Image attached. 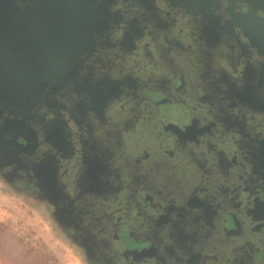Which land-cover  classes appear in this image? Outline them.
<instances>
[{
    "label": "water",
    "instance_id": "95a60500",
    "mask_svg": "<svg viewBox=\"0 0 264 264\" xmlns=\"http://www.w3.org/2000/svg\"><path fill=\"white\" fill-rule=\"evenodd\" d=\"M158 16L183 49L149 33ZM94 54L126 76L112 92L98 84L77 94ZM204 56L211 69L202 82ZM62 88L73 91L61 96L71 115H80L70 103L79 108L81 95L83 107L112 121L111 134L96 136L115 140L101 155L105 186L89 195L120 263L264 264V0H9L0 15V118L27 124ZM141 154L159 165L146 159L150 170L138 179L129 170ZM146 229L162 239L157 251L136 241Z\"/></svg>",
    "mask_w": 264,
    "mask_h": 264
},
{
    "label": "flooded vegetation",
    "instance_id": "af4514ba",
    "mask_svg": "<svg viewBox=\"0 0 264 264\" xmlns=\"http://www.w3.org/2000/svg\"><path fill=\"white\" fill-rule=\"evenodd\" d=\"M8 6L9 0L6 2L0 0V15ZM176 10L179 13L182 9ZM182 14L184 12H181ZM188 15V20H191V12ZM203 18L208 20L207 15H200L199 21H205ZM134 28V31L138 33L137 26ZM148 28L149 33L158 30L160 34L167 35L170 32L166 20L159 16L152 25L150 23ZM166 37L170 39L167 41L168 44L184 48L179 39V33ZM159 44H165L164 40ZM226 46L228 53L236 54L237 49L229 44ZM96 53L99 54V52ZM198 62L197 71H200L201 80L205 82L209 78L211 68L205 56ZM90 68L91 71H88ZM80 71L77 78L81 80L78 83L81 88L76 92L86 95L93 94L92 87L98 84L104 91L112 92L115 89V81L126 76L124 75L126 72L123 73L116 64L103 65L96 54L85 59V67L83 66ZM69 92L73 91L62 88L46 94L44 104L33 110L34 118L27 124L14 120V117L0 118V178L20 193L28 191L49 202L53 207L55 218L68 230H65L66 234L81 242L88 249L89 255L94 256L96 261L93 264H122L111 252V239L106 229L107 223L104 221L105 214L101 209L96 208L98 206L96 200L89 195L92 189H103L105 186V184L100 186L97 182V176L102 170L104 171L105 167L101 155L104 145L108 147L115 140L96 136L105 132L108 135L111 134L112 121L104 115L103 109L101 111L97 107L90 108L92 104L83 107L81 98H84L81 95L79 98L77 96L79 108L74 101L70 103L72 109L81 113L71 115L67 112L65 102L61 98ZM68 99L71 100L69 95ZM37 111L44 116L41 118L36 115ZM62 112L68 115L62 117L60 115ZM97 112L101 114L98 115ZM69 121L72 127L67 124ZM106 123L108 128L104 127ZM146 159L147 154H141L133 159L135 162L131 165L129 172L134 173L138 179H141L140 176L147 177L144 174L148 168L150 170L149 163L154 165V168L159 165V161L155 158L147 159L149 163ZM219 165L220 168L225 167L223 161ZM157 176L158 174L152 175L151 182ZM261 192L264 193V190ZM140 238L136 241L142 242L152 251L162 247V239L155 230H144L140 233Z\"/></svg>",
    "mask_w": 264,
    "mask_h": 264
},
{
    "label": "rangeland",
    "instance_id": "374dc122",
    "mask_svg": "<svg viewBox=\"0 0 264 264\" xmlns=\"http://www.w3.org/2000/svg\"><path fill=\"white\" fill-rule=\"evenodd\" d=\"M53 212L0 178V264H93Z\"/></svg>",
    "mask_w": 264,
    "mask_h": 264
}]
</instances>
